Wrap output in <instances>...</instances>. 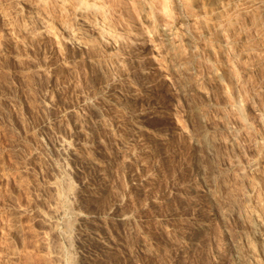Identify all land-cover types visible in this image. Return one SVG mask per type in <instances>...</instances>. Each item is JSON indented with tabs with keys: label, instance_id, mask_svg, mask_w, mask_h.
Here are the masks:
<instances>
[{
	"label": "rangeland",
	"instance_id": "rangeland-1",
	"mask_svg": "<svg viewBox=\"0 0 264 264\" xmlns=\"http://www.w3.org/2000/svg\"><path fill=\"white\" fill-rule=\"evenodd\" d=\"M98 1L121 35L115 49L29 40L0 21V264H264L260 0L234 4L252 5L247 14L227 0ZM33 2L54 24L72 12L71 2L64 11ZM108 87L138 99L128 110L108 104ZM129 122L151 139L131 159L119 152ZM206 182L228 193L209 202ZM194 203L208 223L197 245L189 243ZM89 226L104 229L110 245L81 241Z\"/></svg>",
	"mask_w": 264,
	"mask_h": 264
},
{
	"label": "bare ground",
	"instance_id": "bare-ground-1",
	"mask_svg": "<svg viewBox=\"0 0 264 264\" xmlns=\"http://www.w3.org/2000/svg\"><path fill=\"white\" fill-rule=\"evenodd\" d=\"M15 1H16L15 2L16 4H14V7L11 10H9V9L7 10L4 6H0V21H7L9 26L10 25L16 26L17 32H19L20 35H23L24 37L28 38L29 40L32 39V40H39L40 41V40H46V39H52V40L54 39V41L56 40L58 42L62 39L65 41V43L67 44L68 47H70L71 49L79 50V51L83 50V49H87L89 47V45H91V44H98V45H103V46L106 45L111 49H115L118 42L121 41V35H120V33L117 32L118 29H117V31L114 30L109 24H107L108 22L104 21V17H103L104 13L102 12V10L100 8L98 0H54V2L58 5V7L61 11H64L67 9V6L69 5V4H67L68 2H71L70 4H72L71 5L72 7H70V8H72V12L70 14V17L68 18V21L58 22L57 24H54L53 22H51L50 19L43 12H41V10L39 9V6H37V4H35L33 2V0H15ZM209 1H207V5H208ZM212 1H214V0H212ZM227 1H228L229 6L230 5L231 6L233 5L232 7L235 6L234 10L236 11V14H240V13L247 14L249 11H252L253 9H255V8H253L252 5H246L245 1L243 3H241L240 6H236L234 4L236 2H240L241 0H233V1L227 0ZM219 3L220 2L218 0L214 1L215 5H219ZM259 4H261L260 6L262 8L261 9V17L264 19V0H260ZM20 5L21 6L27 5L26 7H29V11L27 14L23 13V10H22ZM216 13H217L216 11L213 12V14H216ZM262 22H264V21H262ZM167 50H169V49H167ZM148 53H146V54L149 55ZM137 58H138V65L140 66V69L138 72L139 73L138 79L139 80L141 79L142 81H144L147 79L146 69L149 67L148 66L149 60H147V56L144 54H143V56H138ZM136 81H137V79H136ZM150 86H151L150 84H147L146 87L150 89ZM122 93H120V92L117 93L115 90L108 87L107 88V96L104 99V101L108 104H111V105H115V104L118 105L117 103H120L119 105H122L121 106L122 108H125L128 110L130 108L131 104L133 103L132 101L135 99H138V95L135 92H134V94H133V92H132V94L131 93L122 94ZM117 97L120 98V100L118 99L120 102L117 100ZM96 108L97 107L94 106V109H96ZM129 123H131V122H129ZM128 126H129V129L127 130L125 135L123 137H121V139H120L119 152L122 153V155H124V154L128 155L129 154L128 158L131 159L133 157V154H134L133 151H134V148L136 145L142 146V149L145 152L150 150L148 144L151 143V142H149L151 139L148 141V137H147L148 135L146 134V132H144V128L141 127V125H139L137 123H133V124L131 123ZM156 139H157L158 143L165 144L168 140V133L166 131L161 132V133L159 132L157 134ZM203 140L206 142L207 145L211 144V141H212V139L209 138L208 135H205ZM59 143H60V141H59ZM60 144H62V146H64V150L66 152L70 153V155L72 156V158L74 160H77V161L83 160L84 161L83 155H80L77 152H75L74 150L69 149L70 147L68 148L67 146H65L63 142H61ZM66 178H67V176H66ZM68 184H69V182H68ZM212 184L213 183L208 182L206 185V186L210 187V189L212 188L210 193L208 194V197H207L208 200L207 201L212 202V203H216L218 201V198H221V195L223 196V194L227 191L224 188L223 189H216ZM203 208L204 207L202 205H200V203L199 204L194 203L189 208L191 213H190L189 220L188 219L187 220L189 221L190 225L193 228V233H192L191 238L189 236V238H190L189 243L194 244V245H197L200 242V237L207 231V228H208V223L203 221L205 218V211L203 210ZM211 211L212 212L214 211V213H215V214L213 213L214 217L218 216L217 215L218 211H216V210H211ZM250 217H249V220H250ZM252 220H253L254 232L257 235L256 237H258V236H260V233L262 232V229H263L262 224L259 221V219H257V217L256 218L253 217ZM103 230L104 229H102L101 227H100V229H94V228H90V226H89L88 229H84L80 233V240L87 243V244L89 243V244H94L95 246L97 245V247L100 245L109 243L110 240L106 236V234H104L105 230L104 231ZM61 236H62V234H61ZM109 245H110V243H109ZM142 245L143 246L139 250H141L145 253H151V251H150L151 248L147 247L146 244H142ZM69 249H71V248H69ZM109 250H111V249H109Z\"/></svg>",
	"mask_w": 264,
	"mask_h": 264
}]
</instances>
